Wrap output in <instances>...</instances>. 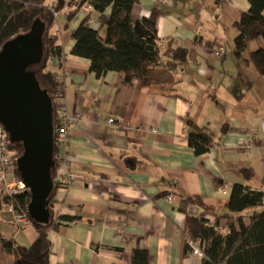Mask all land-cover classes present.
Masks as SVG:
<instances>
[{
    "label": "crops",
    "instance_id": "crops-1",
    "mask_svg": "<svg viewBox=\"0 0 264 264\" xmlns=\"http://www.w3.org/2000/svg\"><path fill=\"white\" fill-rule=\"evenodd\" d=\"M249 8L248 0H138L135 22L157 11L163 44L188 49L177 84L151 87L115 72L97 78L89 60L71 54L75 42L63 31L65 17L57 20L51 35L60 37L64 59L51 60L49 69L65 84L58 109L79 121L68 148L77 183L56 191V212L77 221L50 231L51 264H132L134 250L147 251L149 264H203L186 252L183 200L193 198L189 212L211 225L219 221L227 233L232 187L264 192V77L249 63L264 42H250L242 57L235 55V24ZM87 15L83 7L70 30ZM91 16L98 29L99 14ZM188 120L207 129L218 146L196 156ZM243 169L253 178L246 180ZM244 216L249 225L250 213ZM11 227L19 228L0 208L1 234L24 246L35 241L33 226ZM14 261L0 243V264Z\"/></svg>",
    "mask_w": 264,
    "mask_h": 264
},
{
    "label": "trees",
    "instance_id": "trees-1",
    "mask_svg": "<svg viewBox=\"0 0 264 264\" xmlns=\"http://www.w3.org/2000/svg\"><path fill=\"white\" fill-rule=\"evenodd\" d=\"M87 0H0V49L13 37L29 31L33 22L40 18L46 24L44 37V60L40 65L30 68L36 72L43 89H46L53 100V116L55 127V168L52 177L55 190L49 199L51 213L48 225L32 221L36 231V239L30 246L19 244L16 240L0 233L3 250L14 256V264H51L52 255L49 233L64 224L76 222L68 216H57L55 193L61 188L59 178L60 163L58 160L57 127L61 119L56 97L65 84L56 79L54 71L49 69L53 59L60 62L64 59L63 49L58 44L60 37L52 36L51 30L61 14L65 17L63 31L69 32L75 42L71 54L90 61V71L97 78L109 72L120 74L130 83L137 79L143 87L177 84L178 71L188 60V49L177 47L170 40L163 44L157 33L158 12L135 22L132 11L138 0H93L94 11L99 14L100 27L91 26V14L84 17L80 25L70 30L71 23L83 9ZM249 10L242 14L235 24L238 36L235 40V55L240 58L250 42H264V0H248ZM110 9V14H106ZM105 31L104 39L101 31ZM249 63L264 77V47L250 54ZM190 132L187 135L189 144L196 156L208 153L218 146L207 129L194 122L186 121ZM224 132H226L224 130ZM9 151L15 161L23 152L21 145L9 143ZM246 180L253 178L251 169L242 170ZM264 192L254 191L245 185L232 187L229 201L227 233H222L219 221L211 225L203 217L193 215L189 207L193 198H185L180 210L187 214V246L186 252L192 254L190 242L199 245L204 253L203 264H264ZM31 201L30 193L24 191L14 197H0V208L13 204L16 211L28 214ZM250 213V224L245 225L244 215ZM235 222L240 225L236 229ZM150 257L145 250H134L132 264H149Z\"/></svg>",
    "mask_w": 264,
    "mask_h": 264
},
{
    "label": "water",
    "instance_id": "water-1",
    "mask_svg": "<svg viewBox=\"0 0 264 264\" xmlns=\"http://www.w3.org/2000/svg\"><path fill=\"white\" fill-rule=\"evenodd\" d=\"M46 24L37 18L29 31L8 40L0 49V124L9 142L23 152L16 169L30 193L28 216L48 225L49 199L55 182V127L53 100L31 67L44 60Z\"/></svg>",
    "mask_w": 264,
    "mask_h": 264
},
{
    "label": "built area",
    "instance_id": "built-area-1",
    "mask_svg": "<svg viewBox=\"0 0 264 264\" xmlns=\"http://www.w3.org/2000/svg\"><path fill=\"white\" fill-rule=\"evenodd\" d=\"M93 2V0L86 1L84 9L87 14H91L94 11ZM55 18H58L57 13H55ZM215 54L217 58L222 59L224 56V49L221 48L220 51ZM54 75L56 79L59 80L58 75ZM56 97L59 105L60 100L64 97V88L60 89ZM78 121L79 117L77 115H70L67 112H61L60 123L57 127L58 160L60 163V169L62 170L59 182L65 189L71 188L77 183V176L72 171V161L68 148L70 145L72 128L78 123ZM108 123L110 125L114 124V118L109 119ZM121 126L124 128L127 127L125 125ZM9 143L8 133L0 124V197L11 198L26 191V186L20 175L15 172V161L12 153L8 149ZM169 199L171 200V197ZM6 208L19 228L25 229L32 226V221L28 214L16 211L13 204L6 205ZM190 248L193 255L203 258L204 253L198 244L190 242Z\"/></svg>",
    "mask_w": 264,
    "mask_h": 264
},
{
    "label": "rangeland",
    "instance_id": "rangeland-1",
    "mask_svg": "<svg viewBox=\"0 0 264 264\" xmlns=\"http://www.w3.org/2000/svg\"><path fill=\"white\" fill-rule=\"evenodd\" d=\"M63 17L61 16L60 18H59V20H61ZM53 36V35H52ZM10 230L12 231V232H17V231H19V228L17 229L16 227H11L10 228Z\"/></svg>",
    "mask_w": 264,
    "mask_h": 264
}]
</instances>
